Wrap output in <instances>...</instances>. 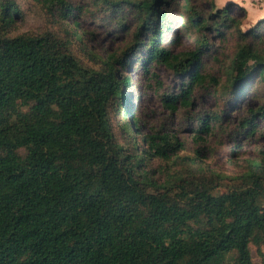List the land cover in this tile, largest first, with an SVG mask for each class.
I'll return each instance as SVG.
<instances>
[{
  "label": "trees",
  "instance_id": "1",
  "mask_svg": "<svg viewBox=\"0 0 264 264\" xmlns=\"http://www.w3.org/2000/svg\"><path fill=\"white\" fill-rule=\"evenodd\" d=\"M31 1L75 16L69 0ZM91 2L109 19L134 9L138 25L119 53H94L77 22L11 35L20 6L0 0V264H255L254 256L264 264V149L236 175L205 163L206 139L225 123L238 121L234 154L263 133L264 18L242 31L230 5L207 18L190 11L196 33L234 41L228 63L212 72L202 35L193 51L162 46L167 0ZM142 53V66L161 64L179 78L164 102L188 114L194 156L179 155L184 146L168 133L138 141L129 78L119 73ZM250 86L263 105L243 116ZM196 92L212 96L217 111L191 115Z\"/></svg>",
  "mask_w": 264,
  "mask_h": 264
},
{
  "label": "rangeland",
  "instance_id": "2",
  "mask_svg": "<svg viewBox=\"0 0 264 264\" xmlns=\"http://www.w3.org/2000/svg\"><path fill=\"white\" fill-rule=\"evenodd\" d=\"M20 6L21 14L14 17L10 26V34L20 33L41 34L48 30L59 31L66 25L72 26V22L78 23V32L82 34L83 43L94 53L101 57L112 53H119L128 44L138 25L134 9L125 8L122 13H115L113 19H109V13L104 8L92 4V0H69L67 5L74 10V17L61 16L64 14L63 7L52 9L48 12L43 6L31 0H16ZM168 9L166 15L170 24V31L164 33L162 46L171 54L193 51L195 41L202 35L209 39L212 52L207 55L205 63L207 69L216 71L218 65H226L234 53V41L231 38L222 40L213 36L211 31L204 30L196 33L188 22V14L194 12L201 18H207L216 9H222L230 5V17L240 23L242 31L253 26L256 21L251 18L247 11L248 6L242 5L238 0H167ZM56 8V7H55ZM242 11V12H241ZM123 18V24L118 21ZM264 28V26H262ZM138 48H134L137 50ZM138 51V50H137ZM145 55L135 54L133 62L119 74L129 78V86L126 94L130 97L132 106L131 118L139 119L140 136L154 133L175 136L184 146V151L179 155L194 156L198 144L193 140L188 126V114L183 109L171 112L164 102V95L175 93L179 78L161 64L147 62L144 66L139 60H144ZM119 67V65H117ZM252 88V89H251ZM241 100V113L246 115L248 108L254 109L263 105L252 97L253 86H250ZM197 102L191 115L199 109L207 112L217 111L216 102L210 95L195 94ZM238 126V121L225 123L226 131L221 133L217 130L213 136L206 139L208 147L205 163L212 170L225 174L236 175L241 172L243 160L259 159V152L264 149V122L263 133L254 140L240 142V149L234 154L235 148L231 137ZM223 190H221L222 192ZM264 252V249H263ZM255 255V254H254ZM255 264H263L254 256Z\"/></svg>",
  "mask_w": 264,
  "mask_h": 264
},
{
  "label": "crops",
  "instance_id": "3",
  "mask_svg": "<svg viewBox=\"0 0 264 264\" xmlns=\"http://www.w3.org/2000/svg\"><path fill=\"white\" fill-rule=\"evenodd\" d=\"M242 5H247L251 18L259 21L264 18V0H238Z\"/></svg>",
  "mask_w": 264,
  "mask_h": 264
}]
</instances>
